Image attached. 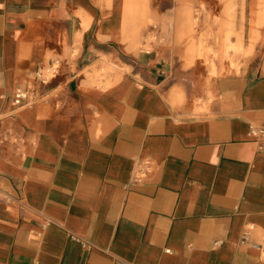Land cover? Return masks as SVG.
<instances>
[{
  "label": "crops",
  "instance_id": "crops-1",
  "mask_svg": "<svg viewBox=\"0 0 264 264\" xmlns=\"http://www.w3.org/2000/svg\"><path fill=\"white\" fill-rule=\"evenodd\" d=\"M245 5L251 31L264 0ZM178 6L0 0V264H264V137L250 134L264 128V61L193 93L168 45L142 49L169 23L197 26ZM55 61L48 100L13 112L14 90ZM7 129L25 143L4 144Z\"/></svg>",
  "mask_w": 264,
  "mask_h": 264
},
{
  "label": "rangeland",
  "instance_id": "rangeland-1",
  "mask_svg": "<svg viewBox=\"0 0 264 264\" xmlns=\"http://www.w3.org/2000/svg\"><path fill=\"white\" fill-rule=\"evenodd\" d=\"M245 1L178 0L179 6L185 7L191 17L198 19L197 26L192 31H188L183 29L179 22L169 23L167 28L165 27L170 29L168 37L150 35L142 49L150 52L154 50L152 46L168 45L169 47H166L172 50L171 56L175 61L178 77L193 81V93L201 91L199 82L205 79L210 89L212 79L247 73L264 61V48L261 46L264 23L255 28L251 26L252 30L249 31L248 26L244 25L246 22L237 21L238 10L244 11L246 8ZM260 12L264 14V5L260 6ZM149 24L156 26L157 22H149ZM246 27L247 30L244 29ZM226 48L229 49L228 52L219 53ZM191 49H196V54H201L195 58L194 64H189L187 61ZM159 55L163 58L167 54ZM213 63L218 65L217 72L213 70ZM97 76L101 87L110 86L108 83L111 80L110 75L102 72ZM103 79L106 80L105 85L101 83ZM207 92V96L195 97V104L199 108L196 111L198 114L208 111L213 97L210 90ZM184 99L183 95L181 100Z\"/></svg>",
  "mask_w": 264,
  "mask_h": 264
},
{
  "label": "built area",
  "instance_id": "built-area-1",
  "mask_svg": "<svg viewBox=\"0 0 264 264\" xmlns=\"http://www.w3.org/2000/svg\"><path fill=\"white\" fill-rule=\"evenodd\" d=\"M61 65L59 62H51L49 65L38 69L34 75V83L28 89L17 88L12 93L11 105L14 111H20L26 107L32 106L38 102L47 101L48 97L41 93V87L46 86L59 74ZM7 129L3 134L2 142L4 144H15L18 142L20 145L25 143L23 138L17 137ZM250 134L253 137L261 139L264 137V128L260 126L251 125ZM0 199H9L6 193L0 191ZM248 232H245L244 239L246 240Z\"/></svg>",
  "mask_w": 264,
  "mask_h": 264
},
{
  "label": "bare ground",
  "instance_id": "bare-ground-1",
  "mask_svg": "<svg viewBox=\"0 0 264 264\" xmlns=\"http://www.w3.org/2000/svg\"><path fill=\"white\" fill-rule=\"evenodd\" d=\"M225 52H228V51H226V49H225Z\"/></svg>",
  "mask_w": 264,
  "mask_h": 264
}]
</instances>
